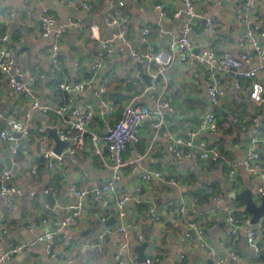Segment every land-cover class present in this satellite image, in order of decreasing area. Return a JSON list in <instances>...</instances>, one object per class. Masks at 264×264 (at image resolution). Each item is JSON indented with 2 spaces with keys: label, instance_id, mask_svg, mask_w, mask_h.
<instances>
[{
  "label": "crops",
  "instance_id": "obj_1",
  "mask_svg": "<svg viewBox=\"0 0 264 264\" xmlns=\"http://www.w3.org/2000/svg\"><path fill=\"white\" fill-rule=\"evenodd\" d=\"M82 0H74L75 5L68 6L62 0H37L33 4V15H25L26 0H0V14L9 11L16 15L14 21L2 27V32L8 30L14 41L13 53L17 63L28 73L38 77L36 90L45 103L56 107L63 103L66 96L59 89L58 71L51 65L49 56L51 39L40 36V27L37 21L42 8H47L60 22L69 19L83 18L88 24H98L105 35L109 32L104 23L108 15L116 16L117 13L128 17L129 49H125L122 56H108L105 60L103 74L109 77L106 100L116 107V111L109 117L101 114L100 101L95 97L97 86L86 93L76 94L72 97L73 106L84 109L86 104L99 108L90 130L104 134L107 125H114L121 116L123 107L135 98L136 104L153 106L150 96L142 95V90L147 82L137 76L139 68L136 66L131 52L146 51L142 35L145 28L152 30L149 41L152 43L153 52H162L168 49L170 42L180 36L184 15L176 18L174 13L184 9V0H122L124 7L117 5V0H90L93 9L88 15L81 7ZM220 1V5H216ZM239 1L244 0H199L197 9L206 17H214L218 21L215 33H209L205 21H198L194 27L191 39L200 47H211L216 53L230 52L239 58L244 51L241 47V38L245 34V23L235 18V8ZM258 4L257 21L264 28V0H256ZM162 3L167 13L162 17L155 10L154 5ZM22 40V41H21ZM264 44V38L260 40ZM65 57L62 61V74L75 80L90 76L89 68L95 60L98 43L87 35L79 38L74 29H70L63 41ZM252 65L246 67L257 69L264 64L258 53L251 52ZM78 64V66H76ZM157 91V96L170 100L174 113L168 112L166 128L180 136H185L188 131L195 130L202 118L211 110L218 114L220 130L217 133L204 132L201 136L208 141L209 147L218 146L221 152L219 162L192 161L178 163L170 158L168 141L162 134H156L149 122L143 123L140 129L141 142L137 147H130L125 153L127 167L124 168V178L118 185L131 190V199L126 206V217L119 219L117 206L118 196L103 197L97 203H92L89 198L83 199L89 213L83 217L79 226L66 229L57 235L53 252L57 255L52 258L44 247H38L33 254H21L5 264H64L61 255L75 256L74 264H119L116 254L120 250L124 237L114 235L107 238L103 250L97 248V236L105 230L106 226H125L128 228L127 248L122 250L125 264H140L138 244L130 224L136 222L139 229L146 235V257H160L163 264H209L213 257L208 249L201 246L194 235L187 243H181L180 236L188 228L190 222L206 219L204 232L207 244L217 250L224 248L226 252L235 253L237 264H264V251L260 261L253 258L247 245L246 232L250 226L252 215L247 213V219L242 221L237 236H232L230 227L226 223L225 208L218 207L212 200L214 195L222 194L227 204L238 202L231 201L226 191L240 193L245 189L253 192L258 189L259 182L243 168L245 150L249 147L250 137L237 123L234 117H255L263 113L262 127L264 129V102L254 105L249 99L250 80H240L246 91L239 95L234 85L236 78L233 71L219 77V85L225 90L226 95L216 106H213L207 95L208 78L205 71L195 65L181 64L175 56L173 63L168 67ZM8 75H0V129L7 128L11 119L25 122L31 130L30 140L23 143L17 165H14L15 174L13 182L22 193V198L16 196L0 195V230L5 229L8 235L3 241V250L12 240L34 241L39 235L55 231L60 227L61 221L67 212L68 205L73 201L70 188L77 184L79 188L89 184L100 185L107 181L110 172L105 168L100 157L94 152L93 144L87 140L85 147L76 156L66 161L63 169H50L43 153L57 148L56 142L49 135V130L56 133L67 127L66 121L55 113L46 120L41 112L31 111L28 101L24 98L10 100L8 92ZM136 81L130 88L127 82ZM264 84V72L260 71L257 78ZM140 86V87H139ZM113 95V96H111ZM119 96V97H118ZM115 98H119L116 100ZM30 114V120L26 115ZM47 128L45 134L40 129ZM42 139H39V135ZM159 136H163L162 140ZM155 144L153 150L151 146ZM13 144L0 145V161H5L11 155ZM65 151V150H64ZM137 155L141 159H137ZM40 160L44 161L36 174L32 173V165ZM238 166L235 177L229 178L230 164ZM264 171V158L261 163ZM60 170L62 172H60ZM147 171L161 172L162 179L151 182L144 180ZM176 179L178 185L171 184ZM141 187L138 192L137 188ZM50 188L56 193V200L51 210L44 207L45 190ZM220 191L219 192H217ZM256 195H254V200ZM86 200V202H85ZM63 208L60 209L59 203ZM244 204V203H243ZM186 205L189 211L185 215L179 214L180 208ZM176 213L169 214L171 211ZM160 218L156 221V218ZM114 220V225H107V221ZM185 255L180 260V254ZM135 259V262H134ZM145 264V263H142Z\"/></svg>",
  "mask_w": 264,
  "mask_h": 264
},
{
  "label": "built area",
  "instance_id": "obj_2",
  "mask_svg": "<svg viewBox=\"0 0 264 264\" xmlns=\"http://www.w3.org/2000/svg\"><path fill=\"white\" fill-rule=\"evenodd\" d=\"M37 0H26L25 15L31 17L33 15V4ZM113 2L114 0H109ZM185 6L183 10L176 11L174 16L180 18L184 15V21L181 25L180 36L177 40L169 43L168 49L162 52H153L152 43L149 38L152 36V30L145 28L142 31L146 51L140 53L136 50L131 52V56L139 68L143 66V74L151 78V85H147L142 90V95L150 96L153 106L146 104H136L137 98L123 107L121 116L114 125H107L106 132L102 135L98 132L91 131L95 116L101 108V114L111 116L116 107L110 104L105 95L107 93V85L109 77L103 74L105 68V60L108 56H122L125 49H129V26L128 17L124 14L117 13L116 16L108 15L104 19L109 32L107 37L98 24H88L83 18L69 19L68 22H60L47 8H42L39 12L37 21L40 27V36L44 39H51L49 56L51 65L58 71L60 81L59 89L66 96L63 103L56 107L50 106L39 97L36 85L38 77L35 74L28 73L18 63L13 53L12 34L6 30L2 32V27L9 25L14 21L16 15L9 11L7 14H0V72L8 75V92L7 96L10 100L24 98L28 101L31 111H39L46 120L51 118V114L55 113L62 120L66 121L67 127L57 133L60 141L68 144V147L61 154L54 149L47 150L43 153V158L50 169L66 166V161L85 147L87 140H90L94 147V152L103 162L105 168L110 172V176L104 183L100 185H83L81 188L77 184H73L70 192L73 201L68 205L67 215L61 221L60 228L62 230L79 226L83 217L89 211L83 204L84 198H89L94 204L103 197L109 195L118 196L117 206L119 219L126 217V206L131 199V190L127 187L120 188L118 185L124 178V168L127 167L125 161V153L130 147H137L140 142V129L143 123L149 122L156 134H162L168 141V152L172 159L178 163L192 161L198 162H219L222 158L218 146L209 147L208 141L201 135L206 133H217L220 130L218 114L215 110L209 111L204 115L200 124L195 130H190L185 136H180L166 128L168 112L174 113L170 100L157 96L160 89V78L164 76L166 70L172 65L175 56L181 64L195 65L207 74L208 85L207 95L210 103L216 106L225 97V90L219 85V77L227 72L233 71L237 81L234 85L239 95L245 93L246 89L240 80H250L249 99L254 105L260 106L264 102V84L257 80L259 72H264V64L257 69H249L246 67L252 65L251 52L255 50L260 56V60L264 61V44L260 42L264 38V28L257 21L258 4L256 0L239 1L235 8L236 20L245 23V34L241 38V47L244 51L239 58L234 57L230 52L224 54L216 53L211 47H200L191 39L194 27L198 21H205L206 30L209 33H215L218 28V21L214 17H206L197 9L196 3L199 0H184ZM213 1V0H206ZM68 6L75 5L74 0H62ZM216 5H220V1H216ZM119 7H124L122 0H117ZM81 7L88 15L93 9L90 0H82ZM155 10L160 12L162 17H166L165 6L162 3L154 5ZM70 29H74L79 38L86 35L93 41L98 43V51L94 62L89 68L90 76L83 77L79 80L72 79L62 74V61L65 57L63 41ZM22 41V40H21ZM78 66V64H76ZM142 72L139 68L137 76L141 77ZM143 79V78H142ZM97 80L100 81L95 97L99 99L100 107L86 104L84 109L73 106L72 97L76 94L86 93L96 87ZM30 114L25 119L30 120ZM263 113L255 115V117H234L233 122L237 123L244 132L250 137V145L245 150L243 168L254 178L258 180V194L255 202L259 206L264 198V171L261 163L264 158V129L262 127ZM47 128L40 129L41 134H45ZM39 139H42V135ZM17 135H20L18 138ZM31 130L28 125L21 120H9L7 128L0 132V145L11 143L14 145L11 155L9 156L12 167L17 165L23 143L30 140ZM153 144L150 150H153ZM137 159H141L137 155ZM238 165L230 164L229 178L235 177ZM40 165L35 162L32 165V173L36 174ZM15 174L13 169H8L5 161H0V195H13L19 200L22 193L18 186L13 182ZM161 172L147 171L144 175L146 182L154 179H162ZM171 184L176 186L178 181L171 180ZM141 191V187L137 188ZM44 207L51 210L56 200V193L47 188L44 192ZM213 202L218 206H223L225 210V219L230 227L232 236H237L242 225V221L247 219L245 208L235 203L227 204L225 196L222 194L214 195ZM1 208V205H0ZM171 211V210H170ZM189 211L186 205H183L179 214L185 215ZM176 213L171 211L169 214ZM160 218H156L159 221ZM206 219L202 218L198 221L190 222L188 228L181 233V243H187L193 232V235L201 246L208 249L209 254L214 259V264H237V256L235 253L226 252L224 248L212 249L206 241L203 226ZM132 227L136 241L143 244L146 241V235L139 229L136 222L130 224ZM61 231H50L39 235L34 241L12 240L7 243V247L3 250V241L8 235L5 229L0 230V264H5L21 254H33L38 247H44L47 253L55 258L57 255L53 252L55 239ZM114 235L124 237L121 242L120 250L116 254V261L119 264H125L122 250L127 248L128 228L125 226H106L105 230L97 236V248L103 250L107 238ZM247 245L250 248L253 258L260 261L264 251V216L256 225H250L246 232ZM75 256L61 255L60 259L64 264H74ZM180 260L185 259L182 253L179 255ZM135 262V259H134ZM145 264H163L160 257H147Z\"/></svg>",
  "mask_w": 264,
  "mask_h": 264
},
{
  "label": "water",
  "instance_id": "obj_3",
  "mask_svg": "<svg viewBox=\"0 0 264 264\" xmlns=\"http://www.w3.org/2000/svg\"><path fill=\"white\" fill-rule=\"evenodd\" d=\"M246 1L247 0H244V2H246ZM139 68L142 72L141 77L147 82V85H151V78L149 76H146L143 74V70H144L143 66H140ZM0 75H1V72H0ZM1 130H3V129H0V132H1ZM49 135L56 142L57 148H56L55 152L58 154H61L68 147V144L60 141L55 130H49ZM17 137L19 138L20 135H17ZM13 147H14V145H13ZM5 163L8 167V169H15V167H12V164L10 163L9 158H7L5 160ZM56 169H58V168H56ZM60 172H62V171L60 170ZM226 194L229 195V198L231 201H234V202L239 201V202L244 203L246 212L252 215L250 225H256L261 220V218L264 216V198L262 199V203L259 206L256 204V202L254 200V195L258 194V190H255L253 192L251 189H245L244 191H242L240 193H235V192L229 193V191H226ZM85 202H86V200H85ZM63 205L64 204L62 202L59 203L60 209L63 208ZM106 224L107 225H114V220L107 221ZM55 231L65 232L66 230H62L59 227ZM190 233L193 235V232H190ZM148 245H149L148 243H143L142 245H140L139 247L136 248V250L139 253L138 262L140 264L145 263V261H146L147 257L145 255V250L148 247ZM209 264H213L211 260L209 261Z\"/></svg>",
  "mask_w": 264,
  "mask_h": 264
},
{
  "label": "rangeland",
  "instance_id": "obj_4",
  "mask_svg": "<svg viewBox=\"0 0 264 264\" xmlns=\"http://www.w3.org/2000/svg\"><path fill=\"white\" fill-rule=\"evenodd\" d=\"M162 80H163V78L161 77L160 78V84H161V82H162ZM135 82L136 81H132V80H130L129 82H127V85L130 87V88H132V86L135 84ZM140 87V86H139ZM159 138L162 140V138H163V136H159ZM164 139V138H163ZM165 140V139H164ZM163 141V140H162ZM170 158H171V156H170ZM171 160L173 161V159L171 158ZM239 204L241 205V206H244V204H242L241 202H239Z\"/></svg>",
  "mask_w": 264,
  "mask_h": 264
},
{
  "label": "trees",
  "instance_id": "obj_5",
  "mask_svg": "<svg viewBox=\"0 0 264 264\" xmlns=\"http://www.w3.org/2000/svg\"><path fill=\"white\" fill-rule=\"evenodd\" d=\"M111 96H113V95H111ZM118 97H119V96H118ZM115 99H116V100H119V98H115ZM42 164L44 165V161H43V160H40V167H41ZM217 192L220 193V191H218V190H217ZM241 203L243 204V202H241Z\"/></svg>",
  "mask_w": 264,
  "mask_h": 264
}]
</instances>
